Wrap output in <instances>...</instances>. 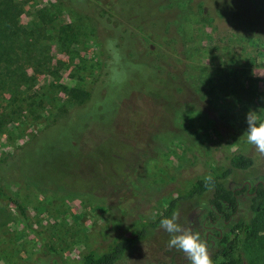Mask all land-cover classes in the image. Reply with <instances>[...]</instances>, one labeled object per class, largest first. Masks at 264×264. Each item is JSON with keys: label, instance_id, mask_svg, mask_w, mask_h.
<instances>
[{"label": "rangeland", "instance_id": "rangeland-1", "mask_svg": "<svg viewBox=\"0 0 264 264\" xmlns=\"http://www.w3.org/2000/svg\"><path fill=\"white\" fill-rule=\"evenodd\" d=\"M130 1L160 18L159 27L164 20L166 29L162 41L141 32L143 56L130 60L161 67L169 79L149 95L146 81L139 80L142 63L128 66L106 54L89 14H73L56 0H0L7 7L0 14V162L15 157L19 166L5 185L28 215L26 221L0 199V264H38L41 258L83 264L85 252L100 253L135 234L196 179L228 167L233 152L251 156L253 164L233 170L226 184L264 183V157L243 135L249 111L264 121V0ZM117 69L128 70L141 102L129 95L109 130L89 131L91 147L111 135L117 143L102 151V177L69 182L79 191L45 170L24 173L17 155L25 142L72 107L77 91L90 90L99 74L125 76ZM247 194L240 195L231 220L237 232L231 253L215 258L218 240L208 245L214 264H264V210L251 213ZM210 195L182 198L175 209L179 222L201 239L199 223ZM246 222L252 224L249 232ZM169 239L159 225L119 264H190L183 252L169 250Z\"/></svg>", "mask_w": 264, "mask_h": 264}, {"label": "trees", "instance_id": "trees-1", "mask_svg": "<svg viewBox=\"0 0 264 264\" xmlns=\"http://www.w3.org/2000/svg\"><path fill=\"white\" fill-rule=\"evenodd\" d=\"M56 1L73 14L86 13L91 16L92 32L100 42L102 50L111 58L122 60V64L125 63L128 66L129 64L142 63V68H137V70L140 74L139 80L146 81L145 93L149 95L152 93L153 87L161 90L160 87L162 88L164 83H170L161 67L154 69L150 66L149 68L145 61L141 62L140 60H137L136 63L130 62V60L143 56L144 39L141 32L157 36L160 41L163 40L166 31L164 20L159 27L160 18L156 19L151 16L149 10L144 11L139 6L133 7L130 0ZM149 3H152L151 0ZM262 4L264 5V2ZM3 7H0V14L6 13L7 7L5 5ZM225 18L233 23L234 28H239V23L231 15L227 14ZM170 40L175 44L178 42L174 38ZM147 69L149 70L144 75L142 71ZM116 71L125 76L113 72L99 74L90 90L77 91L75 104L72 107L62 112L59 118L44 126L33 138L25 142L17 155L21 166H24V173L31 174L36 170H45L57 182L79 191L82 190L80 185L69 182L82 183L87 179L102 177L100 176L101 169H104L106 164L102 163L103 157H105L102 151L105 152V145L111 146V143L112 145L117 143L112 141L113 136L111 135L107 136L105 143L103 141L101 144L91 147L87 142L89 131L91 129L109 130L117 116L118 109L129 95L134 97L136 102H141L136 95L135 88L130 84V78H126L128 70L125 72L123 69H117ZM171 79L174 80V78ZM150 81H154L157 86L152 85ZM40 136H42V140L39 141ZM252 164L251 156L239 151L233 152L230 155V165L221 171H214L211 180L196 179L187 191L181 196L171 199L160 215L145 222L135 234L114 241L100 253H96L94 250L85 252L82 256V263L119 264L124 259L126 260L128 252L134 251L136 245L145 240L148 231L160 225L161 219L171 217L180 199L198 198L208 191H211V195L204 206L206 208L199 223L204 232L203 240L205 241L207 230L212 232L214 235L210 238L213 241L216 238L220 245L213 256L217 258L229 255L236 242L237 232L231 226V220L241 207L240 195L248 193L247 206L251 213L258 214L264 210V183L262 181H257L252 185L244 183L240 187H230L225 182L233 170H245ZM17 165L15 157L0 162V199L13 204L22 217L28 221L25 206L7 190L5 185L7 177L12 176L13 169ZM104 171L107 172L106 169ZM219 225H228L229 228L224 231ZM251 225L248 222L244 223V231L249 232ZM209 243L213 242L210 240ZM48 247L49 251H54L49 244ZM38 264H48V261L41 258ZM124 264L127 262L124 261Z\"/></svg>", "mask_w": 264, "mask_h": 264}, {"label": "clouds", "instance_id": "clouds-1", "mask_svg": "<svg viewBox=\"0 0 264 264\" xmlns=\"http://www.w3.org/2000/svg\"><path fill=\"white\" fill-rule=\"evenodd\" d=\"M247 129L243 134L246 142L253 146L255 151L264 157V121H261L256 111H249L245 117ZM206 181L211 177H206ZM180 212L174 211L171 217L160 220V228L170 234L169 250L183 252L190 264H214L207 242L190 228L180 222Z\"/></svg>", "mask_w": 264, "mask_h": 264}, {"label": "flooded vegetation", "instance_id": "flooded-vegetation-1", "mask_svg": "<svg viewBox=\"0 0 264 264\" xmlns=\"http://www.w3.org/2000/svg\"><path fill=\"white\" fill-rule=\"evenodd\" d=\"M213 235L214 234L212 232H210L208 230L206 231L205 241L207 242V245H209L208 243H209L210 240L213 242L212 238H210V236H213Z\"/></svg>", "mask_w": 264, "mask_h": 264}]
</instances>
